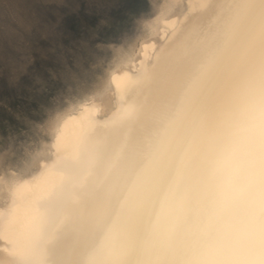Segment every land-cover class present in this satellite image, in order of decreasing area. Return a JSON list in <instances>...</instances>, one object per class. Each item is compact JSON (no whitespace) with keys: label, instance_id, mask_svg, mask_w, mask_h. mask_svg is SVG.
<instances>
[{"label":"clouds","instance_id":"obj_1","mask_svg":"<svg viewBox=\"0 0 264 264\" xmlns=\"http://www.w3.org/2000/svg\"><path fill=\"white\" fill-rule=\"evenodd\" d=\"M229 4L234 44L189 98L179 164L162 195L129 175L109 186L105 215L81 228L84 242L98 247L118 218L139 220L122 264H264V0ZM189 45L185 36L168 48Z\"/></svg>","mask_w":264,"mask_h":264},{"label":"bare ground","instance_id":"obj_2","mask_svg":"<svg viewBox=\"0 0 264 264\" xmlns=\"http://www.w3.org/2000/svg\"><path fill=\"white\" fill-rule=\"evenodd\" d=\"M206 4L203 9L190 12L189 0L182 3L159 0L155 15L141 25L142 31L146 28L156 42L155 52L149 49L147 56L141 55L124 69L135 74L143 67L148 74L135 83L105 79L94 91L64 110L67 115L60 126L64 152H70L77 141L86 144L103 141L94 167L82 168L69 161L62 169L65 177H85L77 186H65L61 208L43 225H56L58 218H63L64 244H71L74 231L81 232L90 216L100 219L105 215L106 193L115 182L135 175L157 197L162 195L166 177L179 164L175 144L178 132L190 118L189 98L204 78L212 74L235 40L234 12L229 0H206ZM185 36L190 37L188 47L175 52L168 48ZM129 105L135 108L130 117L125 116ZM85 114H90V123L84 122ZM47 135L49 140L45 143L50 147L39 158L36 153L45 143L19 171L0 173V222L11 213L17 230H23L30 219L44 170L41 161L51 164L57 158L55 135L52 131H47ZM47 206V201H41L42 208ZM140 227L142 224L137 219L118 218L97 242L114 250L124 249L128 231ZM11 247L8 240L0 238V264L12 258L6 251Z\"/></svg>","mask_w":264,"mask_h":264},{"label":"rangeland","instance_id":"obj_3","mask_svg":"<svg viewBox=\"0 0 264 264\" xmlns=\"http://www.w3.org/2000/svg\"><path fill=\"white\" fill-rule=\"evenodd\" d=\"M158 2L9 0L0 12V173L19 171L49 140L42 105L65 110L99 87L94 53L135 40Z\"/></svg>","mask_w":264,"mask_h":264},{"label":"snow or ice","instance_id":"obj_4","mask_svg":"<svg viewBox=\"0 0 264 264\" xmlns=\"http://www.w3.org/2000/svg\"><path fill=\"white\" fill-rule=\"evenodd\" d=\"M182 3V0H180ZM206 0H189V11H195L206 7ZM264 7V5H261ZM4 9H0L3 12ZM173 32L175 26H172ZM149 49L156 50V42L150 32L145 28L141 35L126 45L108 46L100 45V50L94 53L96 60L94 68L99 69L97 75L101 79L110 82L126 79L131 83L137 82L148 73L141 67V70L133 74L125 71V67L135 63L141 55H148ZM110 57L108 66L105 67V60ZM143 66V61H140ZM71 99V97H69ZM64 105L52 107L42 105L40 111L46 113V123H43L45 131H52L55 135V147L57 158L51 164L44 167L38 185V195L33 203L31 215L23 230H17L11 213L6 214L3 222H0V238L8 240L12 247L6 249L11 259H5L3 264H122L124 249L114 250L107 246L87 245L80 232L74 231L71 244H64V234L61 229L63 218H58L55 227H44L48 217L55 215L64 202L65 186H77L83 183L85 177L70 175L65 177L62 169L68 166L69 161H74L82 168L91 169L98 161L100 147L103 141L86 144L77 141L73 144L70 152L61 149L63 133L60 126L64 122L67 113ZM135 108L129 105L125 109V116H131ZM83 120L91 122L90 114H85ZM57 133H59L57 135ZM47 140V136H45ZM50 145L44 144L43 148L36 153L39 158L49 149ZM41 201H47V207H41Z\"/></svg>","mask_w":264,"mask_h":264}]
</instances>
